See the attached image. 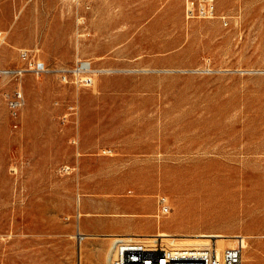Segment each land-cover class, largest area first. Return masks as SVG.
<instances>
[{"label": "rangeland", "instance_id": "1", "mask_svg": "<svg viewBox=\"0 0 264 264\" xmlns=\"http://www.w3.org/2000/svg\"><path fill=\"white\" fill-rule=\"evenodd\" d=\"M184 4L0 0V68L26 50L49 70L0 74V264L217 233L243 237L242 264L264 261V0L191 20ZM178 177L225 186L184 215L178 196L203 191H176Z\"/></svg>", "mask_w": 264, "mask_h": 264}, {"label": "built area", "instance_id": "2", "mask_svg": "<svg viewBox=\"0 0 264 264\" xmlns=\"http://www.w3.org/2000/svg\"><path fill=\"white\" fill-rule=\"evenodd\" d=\"M216 12V0H185L184 16L187 20L214 18L217 16ZM220 18L225 24L227 23L225 16H220ZM3 39L4 35L0 31V41ZM20 57L25 61V66L0 68V74L18 77L28 71H32L37 75L49 71L44 63H34L26 50L20 51ZM23 101V95L20 91H16L15 95L9 99V108L13 116L17 115V111ZM121 252L122 259L127 264H242L243 239L242 237L238 238L232 246L226 247L221 257H218L214 251L209 255L202 254L189 257L188 259L174 258L167 250H163L160 253H148L141 249L133 248L121 250Z\"/></svg>", "mask_w": 264, "mask_h": 264}, {"label": "bare ground", "instance_id": "3", "mask_svg": "<svg viewBox=\"0 0 264 264\" xmlns=\"http://www.w3.org/2000/svg\"><path fill=\"white\" fill-rule=\"evenodd\" d=\"M3 41V40H2ZM84 66V65H83ZM85 67V66H84ZM173 170V169H172ZM177 186L174 187L176 191L183 193L187 190L190 189H196L199 190L201 189L203 192L199 191L197 194L194 195H182L180 194L178 196V200L180 201V206H179V212L184 214V215H196L198 212L202 213L206 211L208 207V202L212 199V195L216 194L218 191L222 190L225 186V183L222 182L218 185V187H214L213 185H207V186H202L200 184H190L185 186V182L178 177L177 178ZM208 192V194L206 193ZM79 228V226H78ZM85 234V233H83ZM82 236V235H81ZM205 236H209L211 238H216V241L214 243V247L212 244V239L209 238L207 242L199 241L195 242L194 244H189L191 247H184V248H173V249H168V248H159L156 246L155 243L151 244H132L130 242V239H124L117 237L114 240L111 241V245H109L107 248H105L101 254H99L98 258L95 259H90V261H85L83 259V246L79 245V250H80V258H81V263L80 264H127L126 262L123 261L122 259V252L121 250H128V249H133V248H138L141 249L142 251L148 252V253H160L163 250H167L170 252V254L174 258H181V259H188L189 257H195V256H200L202 254L209 255L211 252L216 253L218 257L222 256L223 250L226 248L225 247V239L221 233L217 234H207ZM232 240L236 241L238 238H241L240 236L236 235H231L230 236ZM229 237V239H230ZM236 237V238H235ZM243 239V237H242ZM231 240V239H230ZM134 243V242H133ZM230 246H232L234 243L229 242L228 243ZM179 245V244H178ZM177 245V246H178ZM187 245V244H186ZM185 245V246H186ZM181 246V245H180ZM122 247V248H121ZM175 247V246H174ZM243 247H244V240H243ZM126 248V249H125ZM242 261V259H241ZM260 263L264 264V261L260 259ZM254 264V263H253Z\"/></svg>", "mask_w": 264, "mask_h": 264}]
</instances>
